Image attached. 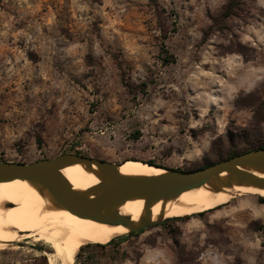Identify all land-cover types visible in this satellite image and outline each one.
<instances>
[{"label":"rangeland","instance_id":"1","mask_svg":"<svg viewBox=\"0 0 264 264\" xmlns=\"http://www.w3.org/2000/svg\"><path fill=\"white\" fill-rule=\"evenodd\" d=\"M258 145L264 0H0V161L189 171ZM153 224L73 264H264L259 195ZM45 251L14 242L0 264H48Z\"/></svg>","mask_w":264,"mask_h":264},{"label":"bare ground","instance_id":"2","mask_svg":"<svg viewBox=\"0 0 264 264\" xmlns=\"http://www.w3.org/2000/svg\"><path fill=\"white\" fill-rule=\"evenodd\" d=\"M111 167L126 178H151L169 173L162 166L136 159L113 163ZM236 167V170L248 171L252 177L264 178V170L258 166ZM58 169L60 180L84 197H93L114 184L92 162L66 160ZM243 195L264 197V184L248 183L240 174L223 170L203 184L178 194L130 197L116 206L102 209L100 213L105 219L117 215L130 219L129 224L109 223L72 213L40 183L16 177L0 181V248L32 238L49 249L44 252L48 264H73L75 254L84 244L101 242L145 224L213 210Z\"/></svg>","mask_w":264,"mask_h":264},{"label":"water","instance_id":"3","mask_svg":"<svg viewBox=\"0 0 264 264\" xmlns=\"http://www.w3.org/2000/svg\"><path fill=\"white\" fill-rule=\"evenodd\" d=\"M92 162L107 177L114 181L101 193L93 197H84L60 180L58 166L64 161ZM113 163L102 159L74 153H62L55 157L36 160L30 163L0 161V181L22 177L43 185L54 199L65 209L85 218L109 223H130L125 215H117L111 219L101 216V210L116 206L130 197H156L178 194L186 189L198 186L212 176L226 170L235 172L252 184H264V178L252 177L248 171L236 170V166L252 164L264 170V147L251 149L223 160L210 163L204 167L182 171L168 170L169 173L151 178H126L114 172ZM153 224V223H152ZM150 224H145L133 231L140 230Z\"/></svg>","mask_w":264,"mask_h":264},{"label":"trees","instance_id":"4","mask_svg":"<svg viewBox=\"0 0 264 264\" xmlns=\"http://www.w3.org/2000/svg\"><path fill=\"white\" fill-rule=\"evenodd\" d=\"M231 13V11L228 9V10H226V14L227 15H229ZM261 147H264V145H258V146H254V147H238V148H234L233 150H231L229 153H226L225 155H223L222 156V158L221 157H219V159L221 158V159H226V158H228V157H231V156H233V155H236V154H239V153H242V152H245V151H249V150H251V149H256V148H261ZM149 163H151V164H155V163H153V162H151V161H148ZM158 166H160V165H158ZM204 166H206V165H203L202 167H204ZM260 200H261V202H263L264 203V197H260ZM201 214V213H200ZM132 232V231H131ZM138 232V231H137ZM127 233H130V232H127ZM126 233V234H127ZM125 238V237H124ZM123 240V237L122 238H119L118 240H115V239H112V240H110L109 242H107V243H105V244H103V243H101V242H95L94 244H96V245H98V246H105V245H110V244H114V243H116V244H119L121 241ZM84 248V246L82 245L81 247H80V250H82Z\"/></svg>","mask_w":264,"mask_h":264}]
</instances>
